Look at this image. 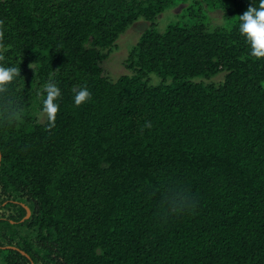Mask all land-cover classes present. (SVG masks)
<instances>
[{"label":"trees","instance_id":"16d2710c","mask_svg":"<svg viewBox=\"0 0 264 264\" xmlns=\"http://www.w3.org/2000/svg\"><path fill=\"white\" fill-rule=\"evenodd\" d=\"M250 4L0 0V64L21 74V119L0 112V264H264V58L237 27ZM138 21L127 72L107 76Z\"/></svg>","mask_w":264,"mask_h":264},{"label":"clouds","instance_id":"9594fccd","mask_svg":"<svg viewBox=\"0 0 264 264\" xmlns=\"http://www.w3.org/2000/svg\"><path fill=\"white\" fill-rule=\"evenodd\" d=\"M238 32L250 46L251 55L257 59L264 58V0H251V4L243 14L238 15ZM21 75L15 66L0 64V112L7 122L15 123L21 119V104L17 97L10 94V86ZM72 97L75 106L79 107L91 98L86 87L73 89ZM46 93L42 101V110L49 118L58 111L61 89L57 83L49 81L44 85Z\"/></svg>","mask_w":264,"mask_h":264},{"label":"rangeland","instance_id":"374dc122","mask_svg":"<svg viewBox=\"0 0 264 264\" xmlns=\"http://www.w3.org/2000/svg\"><path fill=\"white\" fill-rule=\"evenodd\" d=\"M146 23L138 21L132 28H128L118 39L117 48L104 61L105 74L111 78H117L127 72L124 60L127 58L130 47L138 40L140 32L145 28Z\"/></svg>","mask_w":264,"mask_h":264},{"label":"water","instance_id":"95a60500","mask_svg":"<svg viewBox=\"0 0 264 264\" xmlns=\"http://www.w3.org/2000/svg\"><path fill=\"white\" fill-rule=\"evenodd\" d=\"M1 159H2V153H1V151H0V162H1ZM26 208H27V215H26V217H29L30 215H31V209L28 207V206H26ZM6 247V246H5ZM7 247H13V248H17L16 246H7ZM23 253H26L25 251H22Z\"/></svg>","mask_w":264,"mask_h":264}]
</instances>
